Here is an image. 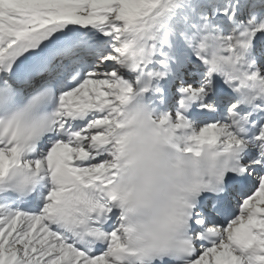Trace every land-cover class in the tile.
Instances as JSON below:
<instances>
[{"label": "snow or ice", "instance_id": "1", "mask_svg": "<svg viewBox=\"0 0 264 264\" xmlns=\"http://www.w3.org/2000/svg\"><path fill=\"white\" fill-rule=\"evenodd\" d=\"M0 264H264V0H0Z\"/></svg>", "mask_w": 264, "mask_h": 264}, {"label": "clouds", "instance_id": "2", "mask_svg": "<svg viewBox=\"0 0 264 264\" xmlns=\"http://www.w3.org/2000/svg\"><path fill=\"white\" fill-rule=\"evenodd\" d=\"M136 172L137 168L135 166L122 169L117 184L121 188L128 187L135 179Z\"/></svg>", "mask_w": 264, "mask_h": 264}]
</instances>
